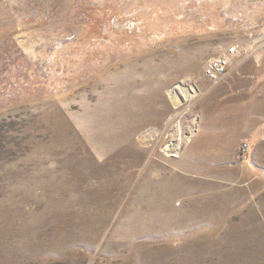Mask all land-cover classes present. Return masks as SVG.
Masks as SVG:
<instances>
[{
	"label": "rangeland",
	"instance_id": "1",
	"mask_svg": "<svg viewBox=\"0 0 264 264\" xmlns=\"http://www.w3.org/2000/svg\"><path fill=\"white\" fill-rule=\"evenodd\" d=\"M255 1L0 0V264H264L261 170L202 113Z\"/></svg>",
	"mask_w": 264,
	"mask_h": 264
},
{
	"label": "crops",
	"instance_id": "2",
	"mask_svg": "<svg viewBox=\"0 0 264 264\" xmlns=\"http://www.w3.org/2000/svg\"><path fill=\"white\" fill-rule=\"evenodd\" d=\"M264 4V1H261ZM253 3H257L253 0ZM261 6V10L255 9L256 5L252 7L248 6L244 8V13L239 14L240 17L234 18L239 23L237 24L239 28H236L237 34L240 37L235 39L237 41L236 45H240L242 50L241 54L232 58L230 60V65L232 68L231 74L224 80L225 83H220L218 85H213L212 82L204 76L209 81L202 96L206 93L222 86V92L225 94V98L221 100L220 107H225L223 111L225 113L224 117L222 108L213 107L212 113H204L207 119L213 120L211 123L216 125H225L231 132L232 135V146H231V161L234 163L237 155V149L241 141L244 145H247V149L242 151L241 154L244 156L241 162L244 161V179H249L247 173H256L260 181H264V167L251 165L248 160L253 156L251 161H254L257 154L260 152L262 147H264V47L258 46L256 39L264 35V9ZM247 6V4H246ZM233 40V44L236 43ZM227 41L224 40V44ZM232 45V43L230 42ZM227 45V44H226ZM246 52V53H244ZM246 59V60H244ZM231 94V95H230ZM227 103L226 105H224ZM224 105V106H223ZM205 111L206 109L203 108ZM242 132L241 136H237L235 132ZM231 139V138H229ZM253 153V154H252ZM239 157V155H237ZM258 170V171H256ZM264 183H260V187ZM258 189V188H257Z\"/></svg>",
	"mask_w": 264,
	"mask_h": 264
},
{
	"label": "built area",
	"instance_id": "3",
	"mask_svg": "<svg viewBox=\"0 0 264 264\" xmlns=\"http://www.w3.org/2000/svg\"><path fill=\"white\" fill-rule=\"evenodd\" d=\"M241 53L237 46H231L221 55L209 58L203 67V74L213 85L223 82L232 72L230 60ZM246 148V145H244Z\"/></svg>",
	"mask_w": 264,
	"mask_h": 264
},
{
	"label": "bare ground",
	"instance_id": "4",
	"mask_svg": "<svg viewBox=\"0 0 264 264\" xmlns=\"http://www.w3.org/2000/svg\"><path fill=\"white\" fill-rule=\"evenodd\" d=\"M176 98V96H175ZM175 100V99H174ZM175 103H177V100L175 101ZM179 144H174L172 146H167V151H169V153H173V154H177L178 153V149H176L178 147ZM56 220V219H55ZM24 241V240H23ZM23 243V242H22ZM24 248V247H23ZM33 261V260H32Z\"/></svg>",
	"mask_w": 264,
	"mask_h": 264
},
{
	"label": "trees",
	"instance_id": "5",
	"mask_svg": "<svg viewBox=\"0 0 264 264\" xmlns=\"http://www.w3.org/2000/svg\"><path fill=\"white\" fill-rule=\"evenodd\" d=\"M243 149V148H242ZM247 149V145H246V148H244V150H246Z\"/></svg>",
	"mask_w": 264,
	"mask_h": 264
}]
</instances>
